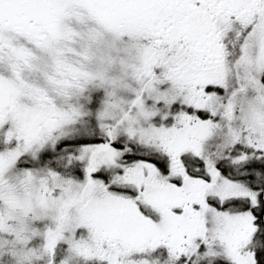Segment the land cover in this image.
Returning a JSON list of instances; mask_svg holds the SVG:
<instances>
[{
	"label": "snow or ice",
	"instance_id": "1",
	"mask_svg": "<svg viewBox=\"0 0 264 264\" xmlns=\"http://www.w3.org/2000/svg\"><path fill=\"white\" fill-rule=\"evenodd\" d=\"M0 264H264V0H0Z\"/></svg>",
	"mask_w": 264,
	"mask_h": 264
}]
</instances>
